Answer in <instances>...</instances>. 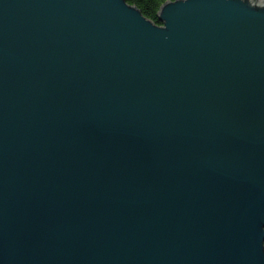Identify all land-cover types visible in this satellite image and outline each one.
Listing matches in <instances>:
<instances>
[{"label": "water", "instance_id": "1", "mask_svg": "<svg viewBox=\"0 0 264 264\" xmlns=\"http://www.w3.org/2000/svg\"><path fill=\"white\" fill-rule=\"evenodd\" d=\"M0 0V264H264V0Z\"/></svg>", "mask_w": 264, "mask_h": 264}, {"label": "trees", "instance_id": "2", "mask_svg": "<svg viewBox=\"0 0 264 264\" xmlns=\"http://www.w3.org/2000/svg\"><path fill=\"white\" fill-rule=\"evenodd\" d=\"M126 1L131 4H135L147 18H150L151 20L158 22L156 16L157 10L159 6L166 0H126Z\"/></svg>", "mask_w": 264, "mask_h": 264}]
</instances>
